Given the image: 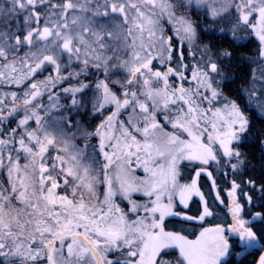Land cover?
I'll return each instance as SVG.
<instances>
[{
	"label": "snow or ice",
	"instance_id": "6c2138e0",
	"mask_svg": "<svg viewBox=\"0 0 264 264\" xmlns=\"http://www.w3.org/2000/svg\"><path fill=\"white\" fill-rule=\"evenodd\" d=\"M217 31L255 54L202 42ZM249 112L264 0H3L0 264H264V212L235 179L227 204L199 183L245 165Z\"/></svg>",
	"mask_w": 264,
	"mask_h": 264
},
{
	"label": "trees",
	"instance_id": "16d2710c",
	"mask_svg": "<svg viewBox=\"0 0 264 264\" xmlns=\"http://www.w3.org/2000/svg\"><path fill=\"white\" fill-rule=\"evenodd\" d=\"M3 2V0H0ZM225 29H227V22H223L221 25ZM202 42L211 43L213 48H228L233 50L234 53H244L247 55H254L257 48V42L254 39L250 41L248 37L245 39H239L233 41V39L227 34H220L218 31L214 34H205L202 35ZM238 65L241 67L238 68ZM248 65L243 64L240 59H235L231 62L230 69H225L226 72L231 71L237 77V84L243 83V81L239 80V77L243 75L244 72L248 71ZM236 87L233 84H225L224 91L227 95L237 98L236 94L232 91V89ZM243 106V105H242ZM252 124L250 126L249 132L242 138L240 142L241 152L244 154V159L246 161L245 165L240 168L238 178L240 188L238 190L237 196L242 204H245V218H250L247 213L249 208L252 209L253 212L260 211L264 212V208L260 207V203L262 199H264V194L261 193L260 186L264 184V144L261 143L262 139H264V118H261L256 112L248 113ZM207 181L205 177H201L200 180ZM249 180H253L255 182V187L248 184ZM202 183H205L203 182ZM244 193L251 195L253 197L252 204L249 205L246 203V197ZM224 200H227L228 195H224ZM198 199H195L192 203L193 211L195 210V203ZM227 203V202H225ZM220 212L223 213L222 210L219 209ZM221 213V214H222ZM213 220L210 219L209 223H212ZM259 226V221L254 227ZM252 256H241L234 257L233 264H250L252 260Z\"/></svg>",
	"mask_w": 264,
	"mask_h": 264
},
{
	"label": "rangeland",
	"instance_id": "374dc122",
	"mask_svg": "<svg viewBox=\"0 0 264 264\" xmlns=\"http://www.w3.org/2000/svg\"><path fill=\"white\" fill-rule=\"evenodd\" d=\"M245 38L246 37H244V39ZM239 147H240V145H239ZM240 151H241V149H240ZM233 162H235V161H233ZM208 169H209V171H211L213 173L212 178H209V177H207L206 174H203L202 173L201 174V177L202 178L205 177V179H207V181L205 182L202 179V181L205 182V183H202V181L200 180V178H201L200 177L199 178V183H200V186H201V190L204 192L205 197L209 200L210 203L212 202L213 197L215 196V193L217 191L220 192L221 199H224L225 198L223 196V194L224 195H227V192H228V190L231 187V181L233 179H235L236 182L239 184L238 174H239L240 169L237 170L234 173L230 168H224L223 166H221V168L218 169L217 166L214 163L213 164H210L208 166ZM225 173H227V175H225ZM138 174H140V173H138ZM190 174H191V172H190V169H189L188 171L185 172V178H188V176H190ZM212 179H215V181H216L217 187L215 189H213L211 187ZM238 190H237V193H238ZM195 199H199V198L198 197H193V201ZM228 200H229V198H227V200H224V201L228 203ZM193 201L191 202V204L193 203ZM216 206H217L218 209L222 210L223 213L226 212V209L224 208V206L223 205H219L218 201L216 202Z\"/></svg>",
	"mask_w": 264,
	"mask_h": 264
}]
</instances>
